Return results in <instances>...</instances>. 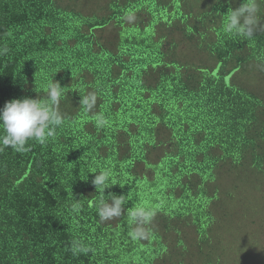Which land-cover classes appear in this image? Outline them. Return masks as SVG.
<instances>
[{
	"label": "trees",
	"instance_id": "trees-1",
	"mask_svg": "<svg viewBox=\"0 0 264 264\" xmlns=\"http://www.w3.org/2000/svg\"><path fill=\"white\" fill-rule=\"evenodd\" d=\"M242 2L0 0V109L65 88L53 137L0 152V264H228L264 199V33L223 30ZM106 169L105 196L155 213L148 239L126 213L100 220Z\"/></svg>",
	"mask_w": 264,
	"mask_h": 264
},
{
	"label": "clouds",
	"instance_id": "clouds-1",
	"mask_svg": "<svg viewBox=\"0 0 264 264\" xmlns=\"http://www.w3.org/2000/svg\"><path fill=\"white\" fill-rule=\"evenodd\" d=\"M216 4L220 0H215ZM264 0H243L239 7L229 8L226 15V22L223 25L225 33L232 34L243 40L255 39L257 34L264 33V15H262ZM127 21L134 20V15L129 13L125 16ZM9 51L6 47H0V56L6 55ZM65 88L61 87L59 81L51 80L47 85V94L43 98H21L13 99L4 104L0 109V152L5 148H11L17 153H25L29 150L26 144L29 140H36L45 143L53 137L56 128L64 122V116L58 109L60 97L64 94ZM97 101L95 92H89L81 97L80 105L86 111H91ZM96 124L99 127L105 126L107 120L102 115H97ZM110 170H104L95 175L92 184L96 189L101 190V199L97 202L98 216L101 221L110 220L127 214L130 222L135 226L129 232L132 240L148 239L151 235V225L155 213L141 205L131 209H125L124 195L109 193L104 195V190L110 182ZM73 211H79V202L72 205ZM73 255L80 253L87 254L93 251L89 246L80 240L71 242Z\"/></svg>",
	"mask_w": 264,
	"mask_h": 264
},
{
	"label": "rangeland",
	"instance_id": "rangeland-1",
	"mask_svg": "<svg viewBox=\"0 0 264 264\" xmlns=\"http://www.w3.org/2000/svg\"><path fill=\"white\" fill-rule=\"evenodd\" d=\"M262 178L264 179V177ZM249 185L248 191L253 192L256 196L259 197V192L263 193L262 190L257 192L253 183ZM262 189L264 190V186ZM262 203L259 216H255L256 219L252 218V222H249L248 219L236 221V228L229 241L228 264H264V199ZM188 264H198V262L189 260Z\"/></svg>",
	"mask_w": 264,
	"mask_h": 264
}]
</instances>
